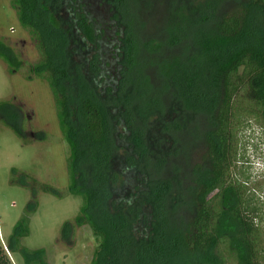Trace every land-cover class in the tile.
<instances>
[{"label":"trees","instance_id":"1","mask_svg":"<svg viewBox=\"0 0 264 264\" xmlns=\"http://www.w3.org/2000/svg\"><path fill=\"white\" fill-rule=\"evenodd\" d=\"M12 5L39 56L26 76L47 84L68 147L73 223L97 243L89 264H261L230 170L239 119L264 127V0H171L157 38L138 36L126 0ZM0 61L25 69L1 42ZM28 226L25 213L12 228L16 253L46 264L44 250L18 248Z\"/></svg>","mask_w":264,"mask_h":264},{"label":"rangeland","instance_id":"2","mask_svg":"<svg viewBox=\"0 0 264 264\" xmlns=\"http://www.w3.org/2000/svg\"><path fill=\"white\" fill-rule=\"evenodd\" d=\"M170 3L171 0H126V19L135 26L140 38L153 35L157 38L170 20ZM141 25L144 28L140 31ZM0 42L25 67L13 73L0 61V103L9 105L5 112L18 116L19 133L15 135L6 125L7 115L0 114V247L10 264H23L10 235L15 223L27 213L28 235L19 241L18 248L44 250L46 264H89L97 243L86 226L73 223L82 204L80 198L67 192L68 147L59 130L47 84L26 76L27 69L39 61V56L30 35L18 24L12 0H0ZM161 57L162 54L155 56ZM140 60L145 63L148 59L141 53ZM151 128L155 132V126ZM230 175L235 184L242 185L245 206L261 232L259 260L264 264V127L261 124L239 119ZM42 186L50 190L44 192ZM65 223L68 225L64 227ZM9 246L14 253L9 252ZM226 264L235 262L229 259Z\"/></svg>","mask_w":264,"mask_h":264}]
</instances>
